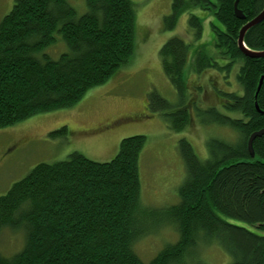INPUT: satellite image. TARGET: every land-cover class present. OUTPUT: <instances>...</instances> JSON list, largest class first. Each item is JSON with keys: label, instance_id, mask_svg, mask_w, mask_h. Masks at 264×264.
Masks as SVG:
<instances>
[{"label": "trees", "instance_id": "16d2710c", "mask_svg": "<svg viewBox=\"0 0 264 264\" xmlns=\"http://www.w3.org/2000/svg\"><path fill=\"white\" fill-rule=\"evenodd\" d=\"M236 1L174 0L164 26L175 29L181 15L194 8L216 17L212 44L214 54L225 63L221 66L219 58L199 47L192 54V69L196 74L210 68L229 74L239 66L242 91H217L220 107L235 116L218 107L205 112V121L237 131L238 140L211 139L209 158L202 160L181 139L186 179L178 202L162 209L149 208L141 199L145 136L123 139L109 162L74 152L64 161L38 164L0 196V237L8 229H23L25 235L23 249L11 257L0 253V264H189L201 244L215 242L229 256V264H264V135L253 142L254 158L248 148L250 136L264 129V113L256 109L258 103L264 112V79L256 97L264 58L249 57L238 46L241 29L264 11V0H239L245 20L235 15ZM86 5L79 15L68 0H16L2 19L1 129L73 108L130 63L135 52L134 3L86 0ZM188 21L194 38L200 39L201 19L193 13ZM58 43L60 53L52 56L50 50ZM244 43L250 50L264 51V20L246 33ZM160 55L168 80L184 99L189 90L185 80L189 44L174 37ZM148 106L164 112L172 108L157 92L150 94ZM192 118L183 102L177 112L165 114L169 128L177 132L185 130ZM68 133L64 126L51 135ZM157 225L173 226L178 238L144 262L136 243Z\"/></svg>", "mask_w": 264, "mask_h": 264}, {"label": "rangeland", "instance_id": "374dc122", "mask_svg": "<svg viewBox=\"0 0 264 264\" xmlns=\"http://www.w3.org/2000/svg\"><path fill=\"white\" fill-rule=\"evenodd\" d=\"M68 1L79 15L87 10L86 0ZM131 1L136 15L135 52L127 66L104 85L90 90L73 108L38 115L13 127L0 128V196L38 164L64 161L74 152L92 161L109 162L118 154L123 139L145 136L147 142L140 159L141 199L149 208L162 209L178 202V190L186 179V165L179 151L181 139H186L202 160L209 158L208 142L211 139L230 143L238 140L237 131L205 121V112L218 107L220 112L235 116L220 107L217 91H242L237 82L239 66H235L229 74L215 68L196 74L192 69V54L197 48L203 47L211 55L216 53L212 44L211 24L216 22L213 13L193 9L203 25L202 37L195 39L189 30L188 19L193 14L190 10L181 15L175 29H165L164 19L170 15L174 0ZM15 2L0 0V23ZM174 37L182 38L190 46L185 71L189 90L184 99L168 80L160 55L162 47ZM60 50L58 43L50 53L56 56ZM213 57L218 59L219 55L214 54ZM218 63L223 66L225 62L219 58ZM153 92L167 100L172 108L167 112L149 108L148 100ZM182 102L188 105L193 118L185 130L177 132L169 128L165 114L177 112ZM196 108L200 110L198 116ZM64 126L68 127V135H51ZM14 146L9 152L8 149ZM230 221L257 231L246 223ZM177 238L173 226H152L151 232L141 238L135 248L141 259L149 262L166 244L175 243ZM24 243L23 229H8L0 237V253L11 257L23 249ZM189 261V264H229L230 258L215 242L201 244L197 256Z\"/></svg>", "mask_w": 264, "mask_h": 264}, {"label": "water", "instance_id": "95a60500", "mask_svg": "<svg viewBox=\"0 0 264 264\" xmlns=\"http://www.w3.org/2000/svg\"><path fill=\"white\" fill-rule=\"evenodd\" d=\"M238 2L239 0L236 1L235 5H234V9H235V15L237 18L245 20V16L243 14V12L238 8ZM264 20V11L258 15L255 19L249 21L246 25H244V27L241 29L240 34H239V39H238V46L240 48V50L247 56L249 57H253V58H264V51H260V52H254L249 50L248 48H246V46L244 45V39H245V35L246 33L253 28L254 26L258 25L259 23H261ZM263 79L264 77L261 78L260 82H259V86H258V90H257V94L256 97L258 96V93L262 87L263 84ZM256 109L257 111H259L260 113H264L259 109L258 103H256ZM264 135V129H262L261 131H258L256 133H253L249 139V143H248V147H249V151L252 157H254V150H253V142L257 137H261Z\"/></svg>", "mask_w": 264, "mask_h": 264}, {"label": "bare ground", "instance_id": "6f19581e", "mask_svg": "<svg viewBox=\"0 0 264 264\" xmlns=\"http://www.w3.org/2000/svg\"><path fill=\"white\" fill-rule=\"evenodd\" d=\"M255 27V26H254ZM239 39V38H238ZM244 45H245V43H244ZM246 46V45H245ZM247 48V47H246ZM249 49V48H248ZM250 50V49H249ZM251 51H253V50H251ZM254 52H260V51H254ZM251 137V136H250ZM250 139V138H249ZM249 143V142H248ZM249 148V147H248ZM254 150V149H253ZM251 155V154H250ZM254 157H255V152H254ZM253 157V158H254Z\"/></svg>", "mask_w": 264, "mask_h": 264}, {"label": "flooded vegetation", "instance_id": "af4514ba", "mask_svg": "<svg viewBox=\"0 0 264 264\" xmlns=\"http://www.w3.org/2000/svg\"><path fill=\"white\" fill-rule=\"evenodd\" d=\"M15 148V146L14 147H12V148H10V149H8V151L10 150V151H12L13 149ZM9 151V152H10ZM9 152H7L8 153V155H9Z\"/></svg>", "mask_w": 264, "mask_h": 264}]
</instances>
